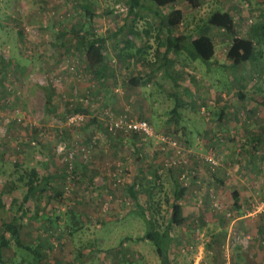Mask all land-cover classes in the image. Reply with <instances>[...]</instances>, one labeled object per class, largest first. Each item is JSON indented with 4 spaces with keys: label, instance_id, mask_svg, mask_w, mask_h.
I'll return each instance as SVG.
<instances>
[{
    "label": "rangeland",
    "instance_id": "rangeland-1",
    "mask_svg": "<svg viewBox=\"0 0 264 264\" xmlns=\"http://www.w3.org/2000/svg\"><path fill=\"white\" fill-rule=\"evenodd\" d=\"M200 1L184 12L174 35L206 33L216 45H230L231 35L208 24L211 12L232 11L237 35L247 38L253 26L264 21V0ZM183 3L175 0L162 11ZM140 16L128 17L125 0H0V133L8 125L19 126L15 145L21 154H31L32 148H41L38 142L49 138L63 164V151L84 145L91 133L97 136L90 159L76 158L73 179L63 182L64 198L57 202L62 209L51 216L57 224L47 229L49 245L84 264H161L155 243L140 238L145 224L132 213L136 203L124 192L134 185L141 208L162 231L178 184L185 189L179 198L184 221L168 228V264H264V212L248 214L264 202V57L256 66L244 62L237 69L208 65L185 52L167 50L159 18L146 9ZM126 22L133 32L128 26L114 35ZM80 35L103 40L102 68L88 64L92 60ZM125 38L131 47H125ZM259 45L264 55V41ZM221 53L217 59L225 61L219 48ZM251 65L258 72H252ZM90 92L95 96L82 103L101 116L102 127L98 122L85 127L86 117L78 125L67 124L68 116L76 113H69L75 103L71 97H88ZM106 112L147 120L155 131L175 136L184 155L174 158L172 149L161 151L153 142L135 146L129 134L107 132ZM211 147L216 165L204 159ZM166 159L176 164L169 166ZM13 164L20 173L21 163ZM84 166L110 172L112 182L106 186L112 188V200L92 209L82 205L87 213L82 232L58 220L65 214L72 217L64 209L65 200L82 188L78 170ZM86 186L95 190L100 185ZM235 190L239 207L231 196ZM19 191L15 205L23 203L26 189ZM144 191L150 192L151 202ZM101 217H112L111 223L101 225ZM2 249L9 262L17 248L12 240ZM68 260L63 259L66 264Z\"/></svg>",
    "mask_w": 264,
    "mask_h": 264
},
{
    "label": "crops",
    "instance_id": "crops-1",
    "mask_svg": "<svg viewBox=\"0 0 264 264\" xmlns=\"http://www.w3.org/2000/svg\"><path fill=\"white\" fill-rule=\"evenodd\" d=\"M231 14L235 20L236 17L234 16V13H232V11ZM259 23L264 25V21ZM218 28L224 30L221 27ZM260 31L261 30H259L258 32ZM258 32L256 33L254 30H251L250 35L255 37V41H257V45L260 48V46H262L259 45L260 42L264 41V30L261 31L263 36H259ZM207 35L211 37L214 44V55L212 57V60L221 65L228 66L230 64V61L227 59V51L230 45H216L214 37L210 34ZM238 36L247 38L243 35ZM218 40L219 39L217 38V41ZM219 48L222 52H225V61L217 59V57H221L223 55V53H221L220 55L217 54ZM180 53H183V51ZM263 57L264 55L262 53V58ZM196 60L198 59L196 58ZM256 64L257 63H255V66ZM239 66L237 68H239ZM255 66L251 65V67H253V70H251L252 72H258V68ZM260 69H263V67H260ZM262 72L264 74V71ZM170 79H172L173 81L172 77H170ZM221 95L225 96L224 93H222ZM250 100L251 98L249 97V101ZM252 110L249 109L250 112L254 113L255 109L252 108ZM97 127H102L100 122H98ZM229 129L231 131L234 130L230 127ZM20 130L21 129L19 126L8 125V127H4V133H0V222L2 223H0V226L18 222L16 224L19 229L20 240L22 242L27 241L26 243H29L31 247L35 248L36 255L39 256L40 259H42L41 264H66V261H63L64 258H69L68 261H70V263L67 264H84V260H82V262L77 261V259H75V255L72 254L67 257L63 251L52 249L49 245L50 235L47 229L51 225L56 226L57 224L56 219L54 217L52 218L51 216H54L56 212H60V209H62V205H60L59 208L57 202H61V200L64 198L61 197L65 193V191L63 190V182H68L67 173L64 170L65 164L61 163V161L59 160V155L54 154L55 152H53L52 142L49 140V138H45L44 140L38 142V147L41 148H32L31 154H21L20 148L15 145V142H17L15 141V136L19 135ZM0 131H2L1 128ZM254 137L255 136H252V138ZM137 144L138 143H136L135 146H137ZM251 144H253V142ZM210 149L213 148L211 147ZM12 162H14L13 166H16V164H18L19 166L22 165L20 168V173H18V171H15V167H12ZM19 163H21V165ZM87 168L89 167L84 166V169L78 170L80 177H82L83 179L81 180L82 188L78 189L77 192L72 191V195L70 192L69 200H65L66 205L64 206V209H69V211L72 212V217L70 215L69 219L68 215L65 214L62 215L58 220V223L65 221L68 225V228H71L72 224L76 225V227H74L75 229L81 227L82 232H84V229L82 227L87 226V213L85 212V214L82 210V205L84 207L92 209V205L99 206L101 205V203L109 199L111 203L112 200V188H107V186H110L112 182L111 177L109 176L110 172L107 173L101 171L100 168L98 169L93 166L92 169ZM29 184L32 185L33 190L30 193L28 200L26 202H23L22 200L23 203H21V201H18V205H15V196H17V193L20 194L19 189H26L27 191V187ZM89 184L96 187L98 185L100 186L95 190H92L93 188L87 190V188L89 187H87L86 185ZM26 191H22L23 196ZM127 191L128 188L124 193H127ZM127 195L131 196L130 193H128ZM111 218L112 217H101L99 222L101 225H107L108 223H111V221H108ZM81 231L76 230L78 237L82 236L83 233ZM70 232V235H73L71 229ZM5 237L9 238L10 241H14V239L10 238V234L8 231L5 232ZM31 253L32 252L30 251H26L23 249L20 250V248H17L12 252L9 262H7L6 259H4L5 253L2 249V256L7 264H25V261L32 262L33 256L35 257L36 255Z\"/></svg>",
    "mask_w": 264,
    "mask_h": 264
},
{
    "label": "trees",
    "instance_id": "trees-1",
    "mask_svg": "<svg viewBox=\"0 0 264 264\" xmlns=\"http://www.w3.org/2000/svg\"><path fill=\"white\" fill-rule=\"evenodd\" d=\"M127 5V14L129 16H133L136 18L140 16V10L146 9L149 12L154 13L160 20L161 29L166 33V48L173 49L175 53L186 52L187 54L192 55L193 57L200 59L206 62L208 65H219V63L212 60L214 55V44L209 35L206 33L198 34L197 36H177L173 34V29L177 27L179 24L183 22L184 12L188 9L197 8L200 4V0H184L183 7L179 8H172L168 12L164 13L163 7L170 5L175 0H125ZM89 12V9H86ZM90 13V12H89ZM92 14V13H90ZM133 20V19H132ZM209 25L214 27H221L223 28L229 35L232 36L231 44L227 51V59L230 61L228 67L237 68L241 63L244 62H251L255 64V62L262 56V50L257 45V41H255V37L250 36L248 38H243L237 35V30L235 27V20L229 10H215L209 14L207 19ZM130 27L129 31H132V25H129L127 22L123 23V25L114 33V35L120 34V32L125 29L126 27ZM256 33L259 30H264L263 24L254 25L252 31ZM258 32V33H261ZM77 35V32H76ZM78 36V35H77ZM81 36V35H80ZM81 45L87 50V55L90 57L91 62L88 64L93 67H103V63L105 61L104 54L101 55V48L103 45V40L99 38H85L81 36ZM125 47H131L132 44L128 38L124 39ZM100 45L101 47H98ZM91 51L94 53L95 57L91 55ZM98 53H97V52ZM90 54V55H89ZM99 70V69H98ZM101 71H97L99 73ZM101 74V73H100ZM175 82V81H174ZM90 96L88 97H71L75 100V103L72 104L73 109L69 111V113H80L83 114L84 119L86 117V121L84 123L85 127H93L94 124L98 122L101 116L98 114L96 115L94 111L89 110L87 105L84 106L82 103L83 100H87L88 102L92 99L91 97L95 96L93 92L89 93ZM84 102V101H83ZM175 112V109H174ZM101 120V119H100ZM103 120H105L103 118ZM129 134V137L133 140L134 145H136L137 141L139 144L143 142L140 141L139 136L136 133H125L123 135ZM91 135H89L88 139H91ZM64 161V160H63ZM65 164V162H64ZM66 166V164H65ZM32 181V180H31ZM134 185H130L128 187V191L134 199L136 203L135 209L132 213H136L140 218L143 220L145 224V232L141 239L147 238L151 239L155 245L157 246L159 252L161 253V264H168L169 259V246L171 243V237L169 236V226L171 225H179L184 221V217L182 214V206L179 203V198H181L184 193L185 189L183 186L179 187L176 184V189L173 194V200L171 202L170 207V215L169 219L166 223L164 230H159L157 228L155 220L153 217L147 215L143 208H141L138 202V191H134ZM32 185H28L27 191L24 194L22 200L26 202L29 198L30 193L32 192ZM148 198V203L151 202L152 196L150 192L144 191ZM233 203L236 207H239V194L237 191H232L231 193ZM10 233V238L14 239V243L16 248H20L21 250H26L32 252L36 255L35 248L31 247L30 244L22 242L19 237V229L16 223H9L4 226L3 230L0 233V264H7L2 256V248L8 247L11 244L9 238L5 237V232ZM31 253V254H32ZM41 260L39 256H33L32 262L25 261V264H41ZM23 263V262H22Z\"/></svg>",
    "mask_w": 264,
    "mask_h": 264
},
{
    "label": "built area",
    "instance_id": "built-area-1",
    "mask_svg": "<svg viewBox=\"0 0 264 264\" xmlns=\"http://www.w3.org/2000/svg\"><path fill=\"white\" fill-rule=\"evenodd\" d=\"M249 22H251V19H249ZM107 116H109L105 124L107 132L111 134L136 133L139 136L140 141L143 143L153 142L161 151L172 149L174 158H181L184 155V147L175 136L169 133L155 131L147 120L142 118H134L126 113H121L112 117L109 115V113H107ZM80 120H83V115L79 113L71 114L68 116L67 124L75 125L78 124ZM96 143L97 136L93 135L91 139H89L84 145H79L76 148H69L63 151V146L59 147V150H62L64 154L63 160L67 169V181L72 180L74 177L73 161L78 157L84 161L89 160ZM213 155V150L209 149L204 159L206 162L216 165L217 162L215 161ZM175 162V159H171L169 161L168 159L165 160V163L169 166L176 164ZM183 177L184 174L182 173L180 178L182 179ZM261 211L264 212V202L259 203L256 207H252L248 211V214L254 215L255 213Z\"/></svg>",
    "mask_w": 264,
    "mask_h": 264
}]
</instances>
